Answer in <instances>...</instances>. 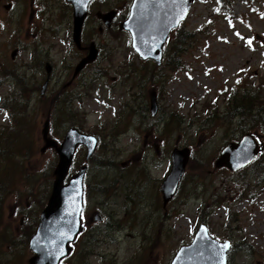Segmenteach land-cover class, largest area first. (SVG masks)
I'll return each instance as SVG.
<instances>
[{
  "label": "rangeland",
  "instance_id": "obj_1",
  "mask_svg": "<svg viewBox=\"0 0 264 264\" xmlns=\"http://www.w3.org/2000/svg\"><path fill=\"white\" fill-rule=\"evenodd\" d=\"M229 1L194 3L171 34L172 40L181 32L194 35L182 42L177 67L168 50L162 67L144 63L130 34L119 30L132 0L96 1L83 40H94L100 57L52 105L82 57L72 40V8L65 0H0V264H28L33 255L30 236L58 162L53 149L42 151L48 116L60 143L71 127L99 139L89 161L86 149H77L70 171L87 164L92 192L86 231L65 264H170L200 223L231 242L228 264H264V181L259 185L257 176L263 164L238 173L215 168L221 149L251 122L228 113L235 92L261 88L264 101V0ZM112 9L120 19L106 29L96 13ZM47 62L54 71L42 97ZM154 90L156 117L150 114ZM252 122V134L264 143L259 121ZM176 147L191 148V159L177 196L163 208L160 187ZM98 211L106 222L89 225Z\"/></svg>",
  "mask_w": 264,
  "mask_h": 264
},
{
  "label": "water",
  "instance_id": "obj_2",
  "mask_svg": "<svg viewBox=\"0 0 264 264\" xmlns=\"http://www.w3.org/2000/svg\"><path fill=\"white\" fill-rule=\"evenodd\" d=\"M73 6L74 32L73 40L81 47L83 26L88 16V7L93 0H66ZM102 1V0H99ZM195 0H134L130 15L120 24V30L127 31L132 36V47L143 61L153 60L161 66L163 51L168 37L173 29L178 28L185 21ZM10 9V5L6 6ZM116 16L115 11L99 14L107 27ZM17 51L12 53L14 59ZM98 50L95 44L90 47L89 55L77 66L75 76L87 64L97 59ZM47 81L42 93L47 88L51 75L50 65H47ZM159 112L157 93L151 94V115ZM43 139L46 146L43 151L53 148L59 161L54 171L55 180L48 204L43 210L37 232L30 241V249L35 253L29 264H60L69 256L71 244L83 231L82 211L84 177L87 166L79 169L78 173L68 179L76 149L79 146L87 148L86 159L90 160L98 145L96 137L81 133L76 128L67 132L62 145L49 138V120L45 122ZM263 151V147L250 134L242 137L240 142H231L220 153L215 162L217 169H229L238 172L252 164ZM191 158V150L175 148L171 154L172 168L161 185L164 207L175 197L182 178ZM97 221H104V217L96 214ZM93 220V219H92ZM225 244L227 248L223 247ZM231 244L220 242L211 237L207 226L201 225L194 240L181 247L171 264H227V257Z\"/></svg>",
  "mask_w": 264,
  "mask_h": 264
},
{
  "label": "trees",
  "instance_id": "obj_3",
  "mask_svg": "<svg viewBox=\"0 0 264 264\" xmlns=\"http://www.w3.org/2000/svg\"><path fill=\"white\" fill-rule=\"evenodd\" d=\"M219 2L223 4L226 2H230V1L229 0H219ZM181 34H182V38L178 36L177 41L175 43H171V46L167 48L168 52L170 53L173 52V54L177 55L178 57V61L176 62L175 67L181 64L180 55L182 52V47H184L182 42H184L185 44H188L193 40V36H194L193 34L188 33V32L187 33L181 32ZM172 44H178V45L173 46ZM171 57H174V56L171 55ZM237 94L238 92H235L234 97H232L229 101L230 106H232V110L228 111V113H231L232 114L231 116L234 118H241V119L249 118L250 119L251 122L249 123V126L245 127L244 129L242 127L243 133L251 132V129L256 128L255 123L252 122L253 120L259 121V125L257 126L260 128L259 130L264 132V101L261 100V88H257L255 91H252L251 88L248 87L247 89L244 90V93L241 96H237ZM13 133L17 134L21 132L16 131ZM5 150H8V149L5 148ZM8 152L11 153V151H8ZM17 153L21 154L19 149H17ZM263 156H264V153L260 157V159L254 164V166L263 164V168L261 169L260 173L257 175L259 176L258 178L259 185H261L262 182L264 181V157ZM0 200H1V197H0Z\"/></svg>",
  "mask_w": 264,
  "mask_h": 264
},
{
  "label": "flooded vegetation",
  "instance_id": "obj_4",
  "mask_svg": "<svg viewBox=\"0 0 264 264\" xmlns=\"http://www.w3.org/2000/svg\"><path fill=\"white\" fill-rule=\"evenodd\" d=\"M83 49H80L79 51L82 53V54H84L81 58H83V57H85L87 54H88V46L83 42ZM100 57V56H99ZM51 64V63H50ZM51 67H52V75H53V66H52V64H51ZM90 66H88L87 68H85V70L86 69H88ZM85 70H83V72H81V74H79L78 76H77V78H75V79H71V81H70V85H69V87L70 86H72L73 85V83L74 82H76V80L78 79V77H80L83 73H84V71ZM51 78H52V76H51ZM68 87V88H69ZM48 91V90H47ZM62 91V90H61ZM59 97H60V93H57L55 96H54V100L53 101H56V100H58L59 99ZM55 103V102H54ZM92 188L90 187V185H89V187H88V185L87 184H85V194H87V192L88 191H90Z\"/></svg>",
  "mask_w": 264,
  "mask_h": 264
},
{
  "label": "snow or ice",
  "instance_id": "obj_5",
  "mask_svg": "<svg viewBox=\"0 0 264 264\" xmlns=\"http://www.w3.org/2000/svg\"><path fill=\"white\" fill-rule=\"evenodd\" d=\"M223 247L227 248V247H228V245H227V244H225Z\"/></svg>",
  "mask_w": 264,
  "mask_h": 264
},
{
  "label": "bare ground",
  "instance_id": "obj_6",
  "mask_svg": "<svg viewBox=\"0 0 264 264\" xmlns=\"http://www.w3.org/2000/svg\"><path fill=\"white\" fill-rule=\"evenodd\" d=\"M82 236V235H81ZM81 236L79 237V239L81 238Z\"/></svg>",
  "mask_w": 264,
  "mask_h": 264
}]
</instances>
